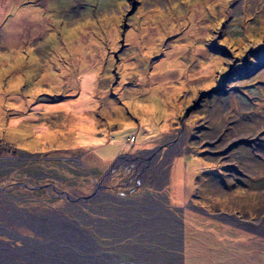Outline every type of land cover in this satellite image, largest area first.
I'll list each match as a JSON object with an SVG mask.
<instances>
[{
    "label": "rangeland",
    "instance_id": "obj_1",
    "mask_svg": "<svg viewBox=\"0 0 264 264\" xmlns=\"http://www.w3.org/2000/svg\"><path fill=\"white\" fill-rule=\"evenodd\" d=\"M260 137L264 0H0L18 234L47 216L123 263L264 264Z\"/></svg>",
    "mask_w": 264,
    "mask_h": 264
},
{
    "label": "bare ground",
    "instance_id": "obj_2",
    "mask_svg": "<svg viewBox=\"0 0 264 264\" xmlns=\"http://www.w3.org/2000/svg\"><path fill=\"white\" fill-rule=\"evenodd\" d=\"M0 220L3 221L0 227L23 243L12 247L0 240V264H139L121 262L117 254L105 252L88 233L69 221L65 223L47 216L27 217L25 220L32 222L34 227V236H31L20 235L13 228H7L14 222L8 215L3 213Z\"/></svg>",
    "mask_w": 264,
    "mask_h": 264
},
{
    "label": "flooded vegetation",
    "instance_id": "obj_3",
    "mask_svg": "<svg viewBox=\"0 0 264 264\" xmlns=\"http://www.w3.org/2000/svg\"><path fill=\"white\" fill-rule=\"evenodd\" d=\"M260 142H261V144L263 145L264 144V138H262V137H260ZM263 147H264V145H263ZM130 173V172H129ZM128 174V173H127ZM130 178H132V175H131V173H130ZM127 180H128V175H127ZM1 210V209H0ZM14 212V211H13ZM1 213V212H0ZM16 213V212H15ZM77 227H79L78 225H77ZM1 228V227H0ZM80 228V227H79ZM2 229V228H1ZM82 230H84V229H82ZM85 232H87L86 230H84ZM88 233V232H87Z\"/></svg>",
    "mask_w": 264,
    "mask_h": 264
},
{
    "label": "trees",
    "instance_id": "obj_4",
    "mask_svg": "<svg viewBox=\"0 0 264 264\" xmlns=\"http://www.w3.org/2000/svg\"><path fill=\"white\" fill-rule=\"evenodd\" d=\"M0 156H2V155H0ZM4 157H6V156H4Z\"/></svg>",
    "mask_w": 264,
    "mask_h": 264
}]
</instances>
